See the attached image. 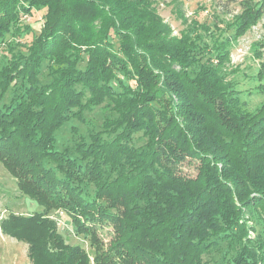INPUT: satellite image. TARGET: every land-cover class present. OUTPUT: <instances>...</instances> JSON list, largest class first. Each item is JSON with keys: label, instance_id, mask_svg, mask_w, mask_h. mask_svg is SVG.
Returning <instances> with one entry per match:
<instances>
[{"label": "trees", "instance_id": "obj_1", "mask_svg": "<svg viewBox=\"0 0 264 264\" xmlns=\"http://www.w3.org/2000/svg\"><path fill=\"white\" fill-rule=\"evenodd\" d=\"M239 5L223 27L184 19L174 35L152 0H0V163L41 207L0 230L29 264H210L213 252L264 264V103L249 111L228 80L229 47L264 0ZM34 12L42 25L26 44ZM256 77L263 91L264 61ZM100 107L80 134L72 123Z\"/></svg>", "mask_w": 264, "mask_h": 264}, {"label": "rangeland", "instance_id": "obj_2", "mask_svg": "<svg viewBox=\"0 0 264 264\" xmlns=\"http://www.w3.org/2000/svg\"><path fill=\"white\" fill-rule=\"evenodd\" d=\"M158 14L164 19V22L170 25L174 35H179L185 29L186 23L191 19H197L200 23L217 25L223 27L221 21H230L232 16L240 11L239 0H152ZM43 12H34V21L30 23L31 31L22 36V42L29 44L32 36L37 35L42 25ZM258 49L262 54V59H258L254 50ZM230 64L228 70L232 72L228 76L236 84V88L242 91L241 99L246 102V108L249 111L256 110L260 104L264 103V90L256 89L259 81L256 77L259 71V63L264 61V16L257 25L252 27L242 38L238 39L229 47ZM6 54L0 51V66L4 63ZM264 83V80H263ZM1 104V102H0ZM103 108H96L93 112L87 113L85 124L73 122L72 125L79 127V132L86 135L89 127H95L104 117ZM72 127V126H71ZM70 125L65 126L58 136V146H72L75 136L71 131ZM140 136L137 134L136 137ZM136 145L143 144V140H135ZM183 172L188 175H195L194 168L187 164L182 166ZM41 207L30 198L22 195L16 186L15 180L5 170L0 163V221L7 217L9 213L29 215L39 211ZM51 218L55 219L59 232L63 238L70 244H79L87 251L89 243L86 237L76 236L69 218L62 213H52ZM255 226V224H254ZM256 228H260L259 225ZM106 243L109 239L106 228L100 231ZM254 237L253 234H251ZM27 246L25 243L3 235L0 230V264H29L26 256ZM90 253V252H89ZM210 260V264H223L220 254L211 253L205 257Z\"/></svg>", "mask_w": 264, "mask_h": 264}]
</instances>
